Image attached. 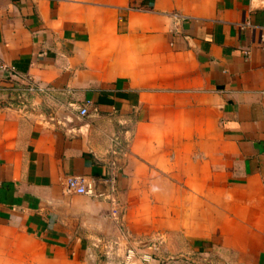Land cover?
Returning <instances> with one entry per match:
<instances>
[{
    "label": "crops",
    "instance_id": "obj_1",
    "mask_svg": "<svg viewBox=\"0 0 264 264\" xmlns=\"http://www.w3.org/2000/svg\"><path fill=\"white\" fill-rule=\"evenodd\" d=\"M2 67L0 264H264V0H0ZM114 135L120 222L63 189Z\"/></svg>",
    "mask_w": 264,
    "mask_h": 264
},
{
    "label": "built area",
    "instance_id": "obj_2",
    "mask_svg": "<svg viewBox=\"0 0 264 264\" xmlns=\"http://www.w3.org/2000/svg\"><path fill=\"white\" fill-rule=\"evenodd\" d=\"M7 72L8 78L5 84L9 85L12 92H6V85L0 86V94L17 93L15 98L6 100L10 107L19 108L20 111L26 110V101L28 95H44L49 94V89L42 88L30 81L29 78L23 77L16 73L12 68L2 67ZM24 80L22 88L16 89L13 82ZM1 84V83H0ZM3 84V83H2ZM87 102L82 108L78 109V115L82 118L88 116ZM125 142L118 136L110 138L109 149L106 153L107 160L104 162V176L102 178L86 177V176H70L63 182L64 192L71 195L86 197L91 200L105 202L110 206V217L116 222H120L123 215V209L118 201L117 190V172L119 171L118 161L125 154ZM124 236L127 237L125 233ZM128 238V237H127ZM139 244V243H138ZM137 244V245H138ZM143 249L146 246L139 244L138 246H128L125 250L123 258L117 264H133L135 261L141 264H158L157 258L153 253H145Z\"/></svg>",
    "mask_w": 264,
    "mask_h": 264
}]
</instances>
